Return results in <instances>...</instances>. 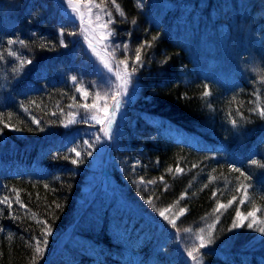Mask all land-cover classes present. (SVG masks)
Returning <instances> with one entry per match:
<instances>
[{"label":"trees","instance_id":"16d2710c","mask_svg":"<svg viewBox=\"0 0 264 264\" xmlns=\"http://www.w3.org/2000/svg\"><path fill=\"white\" fill-rule=\"evenodd\" d=\"M204 1L203 21L224 23L205 45L195 31H174L159 0H116L123 16L111 0H95L116 19L118 43L130 45L117 62L142 41L151 46L132 78L137 93L104 143L119 187L101 198L98 228L83 231L71 224L102 132L83 122L95 109L82 105L97 92L109 103L117 83H103L80 51L78 22L60 0H0V200L12 205L0 204V264H196L187 251L199 247L198 234L213 241L198 254L205 264H264V116L253 111L264 107V0ZM20 59L32 63L21 68ZM237 211H255L252 228L233 229ZM118 228L121 238L110 231Z\"/></svg>","mask_w":264,"mask_h":264},{"label":"rangeland","instance_id":"374dc122","mask_svg":"<svg viewBox=\"0 0 264 264\" xmlns=\"http://www.w3.org/2000/svg\"><path fill=\"white\" fill-rule=\"evenodd\" d=\"M62 3L67 5L64 0H60ZM98 4V3H95ZM159 4H161L162 7V13L170 23L173 24L174 31H185V30H192L199 34V40L200 44H207L204 39L205 37H209L211 33L207 35V33L214 28H217L218 31H223V22H215L216 26L206 23V21H203L205 9L207 6L206 1L204 0H159ZM214 7V5H212ZM80 7L81 12L83 13V20L80 19V15L77 13H74L67 5L66 9L69 10V17L77 24L79 25V33L83 36V45L80 48V51L85 55L88 61L92 62L94 65H98L99 68L102 70L103 76V83L110 84L112 80L114 79L116 83H119V81L115 78L113 75L114 72H119L120 75L123 77L125 75L123 65H120L119 68L115 67V62L117 58V55H115V62L110 57V52L112 49V45L114 44H120L117 41V36L110 41L100 42L97 43V39L100 35L106 34L107 30H103L98 26V23L95 19V13L97 12V9L88 3V0H81V3L78 5ZM89 7H92V13L90 14L88 9ZM224 12V11H223ZM222 12V13H223ZM220 14V13H219ZM100 15L103 17V19L106 20L107 17L104 16V13L101 12ZM218 24V25H217ZM109 28L111 26L109 25ZM244 29L243 27H241ZM241 29V31H242ZM226 32V31H225ZM227 33V32H226ZM226 36V35H225ZM93 48H95V51H93ZM99 53V55H97ZM226 55H230L232 57H235L234 54L225 51ZM224 53V54H225ZM100 57H103L104 59L101 60ZM105 61L113 64V72H109L108 69L105 67ZM120 61V60H119ZM116 84L114 83L113 86ZM138 90V84L132 83L129 85V94L127 97L124 98V101L122 102L121 108L116 113L115 116V122L112 125V134L116 133L119 130V121L122 116V113L124 111V108L126 104L132 99L133 95L137 93ZM101 96V99L96 100V107L94 108L95 111H92L89 113L88 117L92 115H96L99 120H104V107L105 104H102L105 100V97ZM94 101V100H93ZM93 101L91 103H93ZM108 105L112 104V100H108ZM102 104V105H101ZM111 110V109H110ZM156 120H161L159 117H155ZM91 120V119H90ZM92 124H100L101 129L104 127H107V122L105 121L103 124L97 123L96 121L91 120ZM102 132V131H101ZM102 141L100 143V146L98 147L95 154L92 156L90 160V167H92L94 170H89L88 174L86 176V182L83 186V193L81 197L79 198V205L78 209L75 215V220L72 222V225H75L76 223L80 222V225H78V228L82 229L83 231H94L98 228V208L99 203L101 201V198L104 197H111L112 193L115 194L112 190H116L119 186L116 185V178L112 172V168L115 167V159L111 157L110 160V149L112 147V143L109 142V146H104V143L108 139L103 135V132L101 133ZM242 215L247 216L246 214L242 213ZM253 218H248L244 222L251 223ZM257 219H255V222ZM69 228V227H68ZM65 235V232L62 234V237ZM112 235L115 238H121V231L120 228L118 229H112ZM201 235V234H199ZM61 237V238H62ZM67 237V236H66ZM64 237V241L66 239ZM60 238V240H61ZM196 238V237H195ZM59 240V241H60ZM200 264H205L201 261V259L198 260Z\"/></svg>","mask_w":264,"mask_h":264},{"label":"snow or ice","instance_id":"6c2138e0","mask_svg":"<svg viewBox=\"0 0 264 264\" xmlns=\"http://www.w3.org/2000/svg\"><path fill=\"white\" fill-rule=\"evenodd\" d=\"M64 2L68 5V7L74 12L80 15V19L83 20V13L81 12L80 7H78V5L81 3V0H64ZM112 5L114 6V8L116 9L117 12H120L119 10V5L116 4V0H111ZM88 3L93 5L96 9L97 12L95 13V19L98 23V26L103 29V30H107L106 34L100 35L97 39V43L100 42H105V41H110L111 39L115 38L117 36V32L116 29L114 27L109 28V25H115L116 23V19L112 16V13L109 12L107 10V8H101V6L99 4H95V0H88ZM142 6V5H141ZM89 13H92V7H89L88 9ZM103 12L104 16L107 17V19H103V17L100 15V13ZM120 15L123 16V12H120ZM133 23H135V21H133ZM63 30H61L62 32ZM71 35H74L75 33H70ZM131 35V34H129ZM153 39H155V37H153ZM8 45H13L16 43H20V44H25V41L23 40H13V39H8L7 41ZM43 46V45H42ZM61 46L62 47H67V44L62 40L61 41ZM151 46V42L149 41H142L135 49L134 51V57H128L127 55H125V59L120 60L118 62H115V52L118 49H122L123 52L126 54L128 52V49L130 47V45L127 42H123L120 44H114L112 45V53H110V57L111 59L115 62V67L119 68L120 65H123L124 68V73L125 75L122 77L120 75L119 72H114L113 75L115 76V78L119 81V83H117L115 85V89L111 92V98H112V104L108 105L107 103H105V107H104V120H99L97 118L96 115H92L88 118H85L83 122L87 123L88 119H91L93 121H96L97 123H101L103 124L105 121L107 122V127H104L101 129V131L103 132V135L105 137H107L108 139L112 138V125L115 122V116L116 113L119 111V109L121 108L122 102L124 101V98L128 96L129 94V85L132 84V78L134 76V74L136 72H138L140 70V67L143 66L144 64V60L142 58V54L143 51L146 50L147 48H149ZM93 51H95V48H93ZM8 55L12 56V57H18L17 52L13 51L11 48L8 49ZM97 55H99V53H97ZM0 59H3V56H0ZM101 60H103V57H100ZM167 60L163 61V63H166ZM32 61L31 59H20L19 60V64L20 67L23 68L26 64H31ZM105 67L108 69L109 72H113V64L109 63L107 61H105ZM129 68H131V71H129ZM15 71V69H14ZM76 77H72L73 81H76ZM83 95L85 97L88 96L87 92H84ZM204 96H208L210 95V93L208 91H204L203 92ZM108 96V93H105V97ZM101 99V95L99 92H97L95 94V99L93 101V103L91 105L85 103L84 105H82V107L85 109V111H89L93 108L96 107V100ZM111 109V110H110ZM253 111H258L259 114L261 116H264V107H261L259 109L253 108ZM75 113H73V116L75 117ZM33 123H39V121L35 120V118H33ZM74 122L73 121H69ZM233 124H236V121L233 120L232 121ZM6 127H11L10 125H5ZM15 130H19V129H15ZM0 131H2V129H0ZM97 141L100 140V137L97 136L96 137ZM71 152H74L76 157H80L81 153L76 151L75 148L70 150ZM92 153L89 152L88 155H91ZM64 159H69V157H64ZM81 161L79 159H72L71 163L73 164H78ZM252 163H256V161H252ZM139 164V162H137V165ZM136 165H134L135 167ZM195 167V165L193 166ZM237 171H239L238 169H236ZM176 172L178 174L183 173V169L180 168L179 166H177L176 168ZM163 181V177H161V182ZM141 182H143V179L141 178ZM149 183H151V181H149ZM45 187H47V185H45ZM213 195H215V193H213ZM233 200H235V197H233ZM233 201L230 200L229 204H231ZM16 203H20L19 198L17 196V200ZM149 203H151V201H149ZM241 203H243V200L241 201ZM0 204H6L8 208H11L12 205L11 203H9V198L5 197L3 200H0ZM26 207V206H25ZM57 207L59 208L60 206L57 205ZM219 207H224L223 204H220ZM167 211V209L160 211L159 212V216L163 217L164 219H167V216L165 215V212ZM181 214L184 213L185 209H181ZM237 218H238V222L234 223L232 225L233 229L235 228H239V227H243L244 226V221L248 219V217H252L253 220L251 223L247 224L248 228H252L254 223H255V211H249L247 213V216L242 215L239 211H237ZM175 219H173L171 221V223L173 224V226H175ZM45 223H47L45 221ZM3 229H0V231H2ZM51 227H45L43 229L42 232V237H44V239L42 240V243L46 246L48 241L46 239V237L48 235L51 234ZM185 231H192L191 229H186ZM201 232L203 231V229L200 230ZM259 232L264 233V227H261L258 229ZM211 234H209L210 236ZM196 239L199 241V247H193L191 250L187 251V256L191 258L192 261L196 262V264H199L198 261V254L200 252V249L205 248L207 246V244H211L213 241L211 238H209L207 240V242H205V238L202 235H197ZM37 247H36V252L39 253L41 251L39 244L41 243V240L38 238L37 241Z\"/></svg>","mask_w":264,"mask_h":264}]
</instances>
